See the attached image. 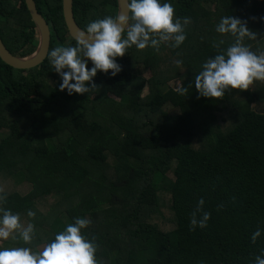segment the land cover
<instances>
[{"label":"trees","instance_id":"1","mask_svg":"<svg viewBox=\"0 0 264 264\" xmlns=\"http://www.w3.org/2000/svg\"><path fill=\"white\" fill-rule=\"evenodd\" d=\"M34 2L50 30L47 57L27 70L0 59V207L34 232L27 244L16 232L2 247L38 253L79 217L91 221L82 233L97 245V264H255L264 250V81L214 99L169 83L187 87L206 59L234 42L215 31L222 16L247 21L257 36L242 43L264 53V0H170L174 18H190L179 47L133 46L117 58L116 77L98 72L100 89L73 96L58 90L49 62L55 47L75 45L61 0ZM117 7L72 0L82 30ZM0 39L17 57L36 50L24 0H0ZM200 199L210 218L193 229Z\"/></svg>","mask_w":264,"mask_h":264},{"label":"clouds","instance_id":"2","mask_svg":"<svg viewBox=\"0 0 264 264\" xmlns=\"http://www.w3.org/2000/svg\"><path fill=\"white\" fill-rule=\"evenodd\" d=\"M189 23L188 17L174 18L170 0H126L125 12L90 21L75 37L74 46H59L50 51V65L59 77L58 90L73 96L100 89L94 79L97 73L116 77L122 71L117 58L124 57L128 49L150 47L158 52L162 43L177 48L186 39L185 27ZM215 31L231 34L234 42L206 59L188 86L176 89L180 94L193 87L198 98L214 99L224 96L228 90L243 91L254 81H264V53L257 54L242 43L245 37L257 36L247 27V21L233 15L222 16ZM173 62L183 63L179 59ZM4 200L5 196L0 195V201ZM203 205L204 200L200 199L191 213L189 224L193 229L207 226L210 213L202 211ZM27 215L33 217L35 213L29 209ZM19 221L18 213L0 207V240L10 236L16 239L13 234L18 232L20 240L25 244L30 242L33 224L21 229ZM90 223L87 218H75L74 223L56 233L38 253L24 246L0 247V264H97V245L82 233ZM261 231L257 228L253 232V243ZM255 264H264V250L255 257Z\"/></svg>","mask_w":264,"mask_h":264},{"label":"water","instance_id":"3","mask_svg":"<svg viewBox=\"0 0 264 264\" xmlns=\"http://www.w3.org/2000/svg\"><path fill=\"white\" fill-rule=\"evenodd\" d=\"M63 21L71 39L75 40L78 33L83 31L76 24L72 12V0H61ZM26 9L35 25L38 34L36 50L27 57H17L10 53L0 39V59L6 65L19 70L32 69L39 66L47 57L50 45V30L48 24L38 13L34 0H24ZM117 14L126 10V0H117Z\"/></svg>","mask_w":264,"mask_h":264},{"label":"rangeland","instance_id":"4","mask_svg":"<svg viewBox=\"0 0 264 264\" xmlns=\"http://www.w3.org/2000/svg\"><path fill=\"white\" fill-rule=\"evenodd\" d=\"M169 43H170V42H169ZM165 45H168V44H165ZM142 73H143V76H144L145 78H148V77H149V72H147V71H143ZM169 85H170L172 88H174V89H177V88L179 87V83L176 82V81L170 82ZM1 241H2V240H0V247H2Z\"/></svg>","mask_w":264,"mask_h":264}]
</instances>
